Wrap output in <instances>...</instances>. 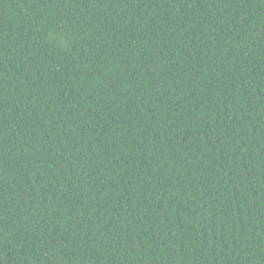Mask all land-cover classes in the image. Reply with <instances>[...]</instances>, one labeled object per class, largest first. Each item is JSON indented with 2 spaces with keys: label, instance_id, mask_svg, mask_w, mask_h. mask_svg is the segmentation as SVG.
<instances>
[{
  "label": "trees",
  "instance_id": "16d2710c",
  "mask_svg": "<svg viewBox=\"0 0 264 264\" xmlns=\"http://www.w3.org/2000/svg\"><path fill=\"white\" fill-rule=\"evenodd\" d=\"M0 264H264V0H0Z\"/></svg>",
  "mask_w": 264,
  "mask_h": 264
}]
</instances>
